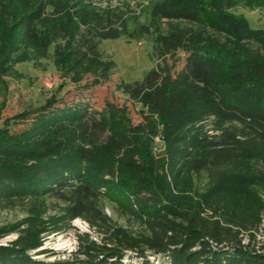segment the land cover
<instances>
[{
	"label": "trees",
	"instance_id": "trees-1",
	"mask_svg": "<svg viewBox=\"0 0 264 264\" xmlns=\"http://www.w3.org/2000/svg\"><path fill=\"white\" fill-rule=\"evenodd\" d=\"M236 6L264 0H0V87L23 51L91 87L115 73L102 41L151 42L153 63L117 84L137 124L126 106L56 101L0 130V208L23 214L0 227L17 236L0 264H264V29ZM77 219L101 242L78 234L66 260L32 256Z\"/></svg>",
	"mask_w": 264,
	"mask_h": 264
},
{
	"label": "rangeland",
	"instance_id": "rangeland-1",
	"mask_svg": "<svg viewBox=\"0 0 264 264\" xmlns=\"http://www.w3.org/2000/svg\"><path fill=\"white\" fill-rule=\"evenodd\" d=\"M103 3L117 4L122 1L138 10L147 5L150 0H101ZM235 16L245 18L253 29H264V7L250 10L243 6H236L230 10ZM101 50L109 55L115 64V73L110 80L98 86H90L93 77L65 75L57 65L53 56L46 60L34 61L29 53L23 51L18 60L13 63L6 76L4 86L0 87V130L19 131L25 122H18L17 116L23 113L34 114L41 107L51 102L65 101L85 102L95 109H101L106 102L120 107L126 106L130 119L134 124L140 122L138 108H135L127 98L117 90L121 81L130 84L141 82L153 68L151 61L152 44L147 41H126L124 38L105 40L100 44ZM60 105V104H58ZM162 150L157 142L156 151ZM264 199V191L261 192ZM108 206V205H107ZM108 215L118 225L130 227L127 221L107 210ZM23 218L19 209L0 208V227L18 223ZM71 229L61 234L50 235L45 238L43 245L32 253V256L45 263L66 260L77 248V235L88 234L90 239L100 243L101 237L82 220L71 223ZM12 233L0 240L5 245L16 238ZM246 240V239H245ZM255 243L264 246V235L257 234ZM40 251V252H39ZM131 259V258H130ZM150 261H154L149 256ZM134 263L137 259L132 258Z\"/></svg>",
	"mask_w": 264,
	"mask_h": 264
}]
</instances>
